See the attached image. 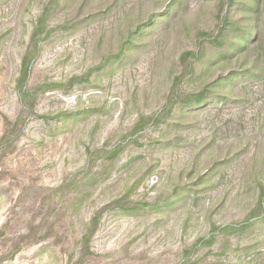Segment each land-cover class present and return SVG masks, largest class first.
Instances as JSON below:
<instances>
[{
	"label": "rangeland",
	"instance_id": "1",
	"mask_svg": "<svg viewBox=\"0 0 264 264\" xmlns=\"http://www.w3.org/2000/svg\"><path fill=\"white\" fill-rule=\"evenodd\" d=\"M48 1L0 0V264H264V7L243 54L187 75L226 0H187L119 60L173 0H59L22 101Z\"/></svg>",
	"mask_w": 264,
	"mask_h": 264
},
{
	"label": "trees",
	"instance_id": "2",
	"mask_svg": "<svg viewBox=\"0 0 264 264\" xmlns=\"http://www.w3.org/2000/svg\"><path fill=\"white\" fill-rule=\"evenodd\" d=\"M186 1L187 0H173V2L168 5L167 9L164 10L162 15H151L145 22L140 23L135 29L130 30L129 35L125 39V44H123L118 54L114 57L117 60L121 59L129 45L131 48L135 45L136 41H142L141 37L143 33L152 29V24L155 25L157 21L161 20L162 17H165V14H168L166 17L168 18L174 13V11H176L177 7H180V5L182 6ZM58 3L59 0H49L48 4L43 8L42 13L35 23L26 52L22 57L21 68L16 82V88L22 101L35 96L34 91L36 89L33 90L28 88V81L33 63L39 55L41 42L49 38V35L51 34L52 29L48 28V20L51 12L56 9L54 7H56ZM263 7L264 0H226V2L222 3L223 9L221 23L214 33L209 34L211 37L209 39H212L210 47H203V51L200 52L198 50L196 52L189 51L184 53L181 60L182 62L188 61L184 73L187 75L195 73V64L199 62L203 63V66L217 65L222 61L230 62L238 54H243L249 47L250 42L257 39L261 17L263 15ZM234 79L235 76L232 75L225 78L228 82H233ZM220 83L223 85L222 81H220ZM214 86L216 88L219 87L217 84H214ZM207 90L208 88H204L201 92H192L184 94L177 99L174 98L172 106H175L177 101L181 103H195V105L199 106L205 103L206 99H208L209 96ZM171 108L170 110H172ZM14 128L15 130L19 129V122L16 121ZM8 137H10L9 134H6L4 139H7ZM115 203L119 204L122 202L116 200ZM252 213L253 215L264 218V208L260 209V211L256 209ZM97 221H99L98 212L94 214L91 221L87 224L83 240L87 241L89 239L90 235L93 233L91 226L95 227ZM249 225H251V223L242 228L247 229ZM223 229L225 231H236L241 228L234 225H227ZM18 250L19 249L15 250L12 256Z\"/></svg>",
	"mask_w": 264,
	"mask_h": 264
}]
</instances>
